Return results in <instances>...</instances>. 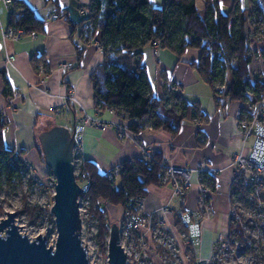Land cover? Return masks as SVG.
<instances>
[{
    "label": "crops",
    "instance_id": "0c3cea01",
    "mask_svg": "<svg viewBox=\"0 0 264 264\" xmlns=\"http://www.w3.org/2000/svg\"><path fill=\"white\" fill-rule=\"evenodd\" d=\"M23 1L46 22L45 32L20 39L6 38L14 5L9 6L0 0V111L6 117V146L18 152L26 151L24 158H35V141L49 126L79 122L86 116L111 122L115 120V115L111 109L99 113L95 107L92 76L103 62L98 40L82 38L80 27L75 30L69 20L56 18L58 12L67 13L69 19L78 24L89 17L92 0ZM152 1L157 7L163 2ZM235 1L221 0L222 11L228 13ZM252 1L240 0V4L242 8L251 9ZM198 5L204 8L203 1H199ZM261 46L264 47V41ZM9 56H16V60L6 62ZM39 57L41 62L36 60ZM199 59L198 49H188L179 57L171 50L149 46L144 50L143 64L155 95L163 97L167 91L178 92L190 104L198 105L206 120L186 121L177 135L164 129H153L144 130L126 140L119 139L115 126L101 129L90 125L84 131L83 156L86 161L94 163L100 173L109 174L123 162L141 156L142 144L152 154L162 156L166 164L195 169L205 163L217 170L214 189L203 180L213 192V215L204 223L201 251L198 248L195 251L200 259H207L213 245L225 236L229 224L227 213L230 209L229 194L233 188L232 158L239 153L247 154L252 142L245 139L238 126L236 114L241 101L222 97L218 102L212 88L191 65ZM64 62L75 65L65 77L59 71ZM255 63L258 61L251 65L252 71ZM49 76L46 84H41V80ZM6 82L9 84L8 94L5 93ZM67 88L76 92V99L70 102L73 112L58 116ZM16 91L20 92L22 100L14 109L9 100ZM199 130L203 133L202 143L198 140ZM200 178L199 174H193V186L185 205L175 196L171 185H152L148 188L144 213L154 216L156 221L165 219L168 232L179 238L180 243L187 244L182 239L186 229L182 226L180 213L196 211ZM115 184L120 187L119 178ZM101 204L105 208L110 205L105 201ZM164 207H168L171 214L164 216ZM143 234L150 235L149 232Z\"/></svg>",
    "mask_w": 264,
    "mask_h": 264
},
{
    "label": "trees",
    "instance_id": "16d2710c",
    "mask_svg": "<svg viewBox=\"0 0 264 264\" xmlns=\"http://www.w3.org/2000/svg\"><path fill=\"white\" fill-rule=\"evenodd\" d=\"M199 1L204 2L203 9ZM252 4L251 9L242 8L240 0H236L230 11L224 13L221 0H163L159 7L152 0H92L89 17L78 24L67 13L58 12L56 18L69 20L75 30L80 27L82 38L97 39L103 51V62L92 76L99 113L113 110L129 120V130L134 134L153 124L154 129L177 135L186 121H204L206 116L198 105L190 104L178 92L155 95L143 64L144 50L158 46L181 57L188 49H198L200 59L191 65L212 88L218 102L227 97L257 103L264 98V78L251 70L254 59L248 56L249 21L255 15L264 18V0H253ZM12 5L10 29L22 30L23 37L45 32L46 22L25 1L14 0ZM8 89L6 82L7 94ZM5 127L6 117L0 111V187L11 188L17 183L22 185L28 170L24 159L27 152L6 146ZM198 140H204L200 130ZM38 141L39 138L35 141L36 151L40 147ZM166 165L160 155H154L152 162L142 156L127 160L118 166V187L108 174L100 173L94 163L85 160L77 180H91L90 198L98 219L99 250L108 251L111 228L107 209L101 202L124 211L134 208V199L146 197L150 186L160 185ZM202 176L214 189L212 174L204 172ZM240 188L238 183L233 186L235 190Z\"/></svg>",
    "mask_w": 264,
    "mask_h": 264
},
{
    "label": "built area",
    "instance_id": "2783aa9c",
    "mask_svg": "<svg viewBox=\"0 0 264 264\" xmlns=\"http://www.w3.org/2000/svg\"><path fill=\"white\" fill-rule=\"evenodd\" d=\"M4 1L10 6L14 0ZM249 27L248 56L258 61L264 78V47L261 46L264 41V18L253 16L249 21ZM5 37L20 39L23 37V31L9 28ZM15 60L16 56H9L6 62L10 63ZM74 67V63L64 62L60 65L59 71L65 77ZM48 78L50 76L42 79L41 84H46ZM75 99V90L67 88L58 116L73 112L70 102ZM21 100L20 92L16 91L13 92L9 103L16 109ZM240 101L241 106L236 114L238 126L245 139L251 140L252 144L247 154L239 153L232 158L233 186L238 183L241 188L240 190L232 188L229 194L228 228L223 239L213 245L209 258L205 259L207 264L220 260L222 254L225 256L223 264H264V98L257 103ZM113 113L115 120L111 122H103L86 116L79 122L61 124L74 134L76 141L74 147L76 177L81 175V168L85 162L83 139L87 126L94 125L101 129L115 126L121 140L136 135L129 130V120L118 116L114 111ZM153 129V124L146 125V130ZM141 150V156L152 162L154 154L142 144ZM120 171V168H114L109 172V178L116 181ZM204 172L211 173L214 178L217 176V170L205 163L199 164L195 169L167 164L160 182L162 186L171 185L175 196L185 205L188 193L193 186V174L197 173L201 177L198 183L196 211L180 213L181 223L186 228L182 238L194 251L201 245L204 223L213 215L211 207L213 192L203 181L202 173ZM77 182L81 187L78 201L82 219V239L90 256L95 252V248H98L96 244L98 219L90 198L92 184L89 178L80 179ZM145 199L146 197L134 199V208L124 211L122 218L118 221L121 245L128 257L127 264H157L156 259L161 260L164 256L175 259L178 261L176 264H185L181 257V243L168 232L164 225L165 219L156 221L154 216L144 213ZM162 213L167 216L171 214V211L168 207H164ZM144 232H149V237L145 236Z\"/></svg>",
    "mask_w": 264,
    "mask_h": 264
},
{
    "label": "water",
    "instance_id": "95a60500",
    "mask_svg": "<svg viewBox=\"0 0 264 264\" xmlns=\"http://www.w3.org/2000/svg\"><path fill=\"white\" fill-rule=\"evenodd\" d=\"M38 136L46 165L56 179L51 207L57 231L55 244L49 246L47 238L41 234L35 239L22 234L15 224L16 212H8V217L0 221V264H92L81 232L78 201L81 187L75 174L74 134L57 125ZM108 260L109 264H127L128 260L117 223L110 229ZM197 263L207 264V261L199 259Z\"/></svg>",
    "mask_w": 264,
    "mask_h": 264
},
{
    "label": "rangeland",
    "instance_id": "374dc122",
    "mask_svg": "<svg viewBox=\"0 0 264 264\" xmlns=\"http://www.w3.org/2000/svg\"><path fill=\"white\" fill-rule=\"evenodd\" d=\"M254 61L257 62L256 60ZM255 65L252 71L253 74L262 75V69L259 63H255ZM51 127L49 126L47 129ZM38 144L40 147L37 154L34 153L35 158H24L28 164V170L23 176L22 185L17 183V185L11 188H6L5 186L0 187V221L8 217V212H16L15 224L19 226L20 232L24 235L26 233L31 239H35L41 234L47 238L50 246L55 244L57 236L55 219L51 214V207L54 204L56 179L52 170L46 165L40 140ZM106 209L110 225L118 224L124 210H118L116 207L110 205ZM37 210L39 211L37 212ZM2 234L5 235V232ZM176 239L179 240L177 237ZM181 246L183 263L198 264L197 262L200 258L196 255L193 248L184 243H181ZM94 251L90 255L92 264H109L108 251L103 252L98 248H95ZM198 251H201V246L198 247ZM159 253L161 254L163 252ZM161 260L156 259L155 262L157 264H161L162 262L164 264H176L178 262L175 259H170V257L165 258V256ZM224 261L225 256L222 254L221 259L213 264H223Z\"/></svg>",
    "mask_w": 264,
    "mask_h": 264
}]
</instances>
